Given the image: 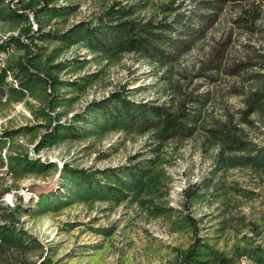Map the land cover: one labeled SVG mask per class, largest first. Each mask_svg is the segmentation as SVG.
<instances>
[{"label":"rangeland","instance_id":"1","mask_svg":"<svg viewBox=\"0 0 264 264\" xmlns=\"http://www.w3.org/2000/svg\"><path fill=\"white\" fill-rule=\"evenodd\" d=\"M48 4L61 11L0 0V43L23 42L0 49L9 66L0 84V226L13 225L16 238L0 242V264H179L197 241L195 264H264V95L255 97L264 92V0ZM124 20L145 48L128 42ZM85 26L98 44L79 32ZM21 58L41 79L20 85L12 70ZM119 90L162 105L186 128L165 134L159 119L139 126L94 112L93 100ZM57 122L93 133H60L37 148ZM135 163L144 169L137 179L124 172ZM65 166L112 167L128 184L106 176L102 185L121 194L90 193Z\"/></svg>","mask_w":264,"mask_h":264},{"label":"trees","instance_id":"2","mask_svg":"<svg viewBox=\"0 0 264 264\" xmlns=\"http://www.w3.org/2000/svg\"><path fill=\"white\" fill-rule=\"evenodd\" d=\"M49 1L50 0H41L42 6L39 7L38 9L39 10L44 9L45 12L48 10L49 13H52V14L59 13L61 11L60 8L49 5L48 4ZM208 3L209 5H212V6L217 5V3L212 2V1H209ZM112 9L113 8H111L110 11H114ZM21 12H22L21 10L14 11V14L21 15L22 14ZM200 16L210 18L211 14L205 13V14H200ZM121 24H122L121 28L123 29L125 33V38L128 39V42L131 45L136 46V47L137 46L142 47V48L146 47V43H148L147 39L145 37L135 36L136 32L133 30V25L131 24V22L124 20L123 22H121ZM163 25L170 26V27L172 26L170 22H165L163 23ZM187 27L188 29L190 28L188 25ZM79 32L84 33L85 35L96 37L94 39L97 41V44L98 42H100L99 39L97 38L99 33L97 32L93 33L89 26H85L82 28L80 27ZM67 34L69 33L64 32L61 34V36L66 37ZM151 34L157 39L162 40V38H165V40H167L168 42L173 43V39H171L172 37L165 35L162 32L160 33L151 32ZM11 41H14L15 43L19 45H22L23 43L20 39H18V37L10 36L9 39H5L4 42L0 43V49L5 47L6 43L7 44L11 43ZM152 47L157 51L159 56L161 57L169 56V53L165 49H161L156 46H152ZM30 65H31L30 63L29 64L25 63L23 58H21L17 62L16 70H12L14 78L16 80L19 79L20 85L27 86L29 85L30 82L38 78L41 79V77L39 76V73H34L33 71H31ZM72 67H76V66H72ZM8 69H9L8 65L5 66L0 63V84L7 81L6 76L8 74ZM51 77L52 78H48L49 82L60 81L59 78H56L54 76H51ZM263 95H264V92H258L256 93L255 97L256 99H259ZM90 106L94 110V112L98 113V111H100L107 118L106 120H110L113 123L119 122L121 124H126L130 122L131 120H133V121L138 122L139 126H143V125H150L151 119L154 118V119H159L162 123L161 133L167 134L168 132H171V131H182L184 130V128H186L183 125L182 121L176 119V115L172 114L169 110L165 109V107H163L162 105L151 104L148 102H134L130 100L129 98H127L126 96H124L121 90L112 91L107 96L93 100ZM97 113H94V115ZM181 114L184 115L185 113L180 112L179 115ZM59 127H63V128L60 129ZM73 130L76 133L77 131H79L81 133L79 135L81 136L83 135L86 136L88 135V133H93L92 132L93 129L91 126H84V128L82 129L80 128L75 129L74 124H72L71 122L68 124H63V126H61V124L57 122V124L49 126V130L44 133L43 138H41L40 142L38 141L39 143H37L38 144L37 148L43 145L44 143L48 142L52 138L60 137L59 136L60 133H63V134L70 133L71 134L70 136L75 137L76 133L73 132ZM64 169L67 171V174H66L67 177H69L71 180H74L75 183L79 187L81 186L85 191H88L90 193H92L91 190L97 191L100 189H105V190L107 189V191L109 190L110 193L112 194L115 192L121 194L122 191L119 189V187L113 184L104 182V185H102L103 183H102L101 178H104L106 176L113 180H116L119 183L121 182L120 184H122V182L128 184L126 180H124L121 177V175L115 171V168H112V167L105 168V169H97L93 172H87L83 168L76 169V168H70L66 166L64 167ZM124 172L130 175L129 176L130 178L137 179V175L144 174V169L140 168L138 164L135 163V164L127 165L124 168ZM14 211L15 210H13L12 212L15 214ZM11 217H13L14 219L15 215H12ZM1 225L2 226H0V242L1 243H6V242L11 243L12 241H15L16 238L14 237V234H13L14 226L8 225V224H1ZM200 245L201 244L199 241L192 244L190 248L183 255V258L179 262V264H195L196 262H201L200 260H197V255L199 253ZM41 264H50V262L47 260H44V262Z\"/></svg>","mask_w":264,"mask_h":264},{"label":"bare ground","instance_id":"3","mask_svg":"<svg viewBox=\"0 0 264 264\" xmlns=\"http://www.w3.org/2000/svg\"><path fill=\"white\" fill-rule=\"evenodd\" d=\"M14 264H22V263H14Z\"/></svg>","mask_w":264,"mask_h":264}]
</instances>
